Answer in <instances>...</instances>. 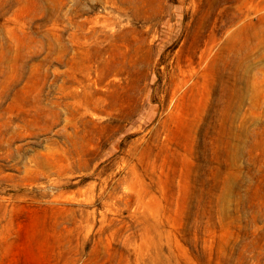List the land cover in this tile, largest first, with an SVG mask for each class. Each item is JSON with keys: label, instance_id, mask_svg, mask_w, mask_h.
Listing matches in <instances>:
<instances>
[{"label": "rangeland", "instance_id": "1", "mask_svg": "<svg viewBox=\"0 0 264 264\" xmlns=\"http://www.w3.org/2000/svg\"><path fill=\"white\" fill-rule=\"evenodd\" d=\"M0 264H264V0H0Z\"/></svg>", "mask_w": 264, "mask_h": 264}]
</instances>
